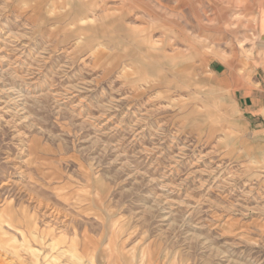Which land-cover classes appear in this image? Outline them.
Segmentation results:
<instances>
[{
    "label": "rangeland",
    "instance_id": "1",
    "mask_svg": "<svg viewBox=\"0 0 264 264\" xmlns=\"http://www.w3.org/2000/svg\"><path fill=\"white\" fill-rule=\"evenodd\" d=\"M90 1L81 39L77 0H0V264H264V141L222 77L264 0Z\"/></svg>",
    "mask_w": 264,
    "mask_h": 264
},
{
    "label": "crops",
    "instance_id": "2",
    "mask_svg": "<svg viewBox=\"0 0 264 264\" xmlns=\"http://www.w3.org/2000/svg\"><path fill=\"white\" fill-rule=\"evenodd\" d=\"M93 7L94 3L90 0H77L73 7V12L76 14L77 19L74 25L78 29L81 39H88L90 36L94 38L100 29L98 28L99 25L96 23L98 19ZM152 15L157 19V14ZM109 17V15H105L106 19ZM126 17L127 16L124 15L123 18L112 21V25L121 27L119 30H122L124 27L127 30L126 38L128 37L130 40L135 41L142 54L151 59H162L171 63L179 60L180 53L176 51L174 43L170 42L164 44L162 41L155 40L154 32L156 29L154 30L153 28H150L149 31L144 30L143 35H135L131 29L128 30V28L124 26L123 21ZM138 18L140 20L144 19L142 17ZM163 44L166 45V47H164ZM97 51H99V49H97ZM222 66L224 65H211L209 70L215 76L221 75L223 71H220ZM155 67L154 63H144L141 69L151 70ZM222 77L226 81L225 88L231 94L239 110L243 124L257 140L264 141V56L261 54H253L251 58L247 57L242 59L240 63L236 64L235 72L229 71L222 75ZM6 212L13 213L10 222L11 226H14L17 219L13 207H8V211ZM109 240V245H111V238ZM89 245L93 246L94 243L86 240L83 242L84 248L87 249Z\"/></svg>",
    "mask_w": 264,
    "mask_h": 264
},
{
    "label": "bare ground",
    "instance_id": "3",
    "mask_svg": "<svg viewBox=\"0 0 264 264\" xmlns=\"http://www.w3.org/2000/svg\"><path fill=\"white\" fill-rule=\"evenodd\" d=\"M260 37H264V20L261 26V32H260Z\"/></svg>",
    "mask_w": 264,
    "mask_h": 264
},
{
    "label": "water",
    "instance_id": "4",
    "mask_svg": "<svg viewBox=\"0 0 264 264\" xmlns=\"http://www.w3.org/2000/svg\"><path fill=\"white\" fill-rule=\"evenodd\" d=\"M262 39L264 40V37H262Z\"/></svg>",
    "mask_w": 264,
    "mask_h": 264
}]
</instances>
